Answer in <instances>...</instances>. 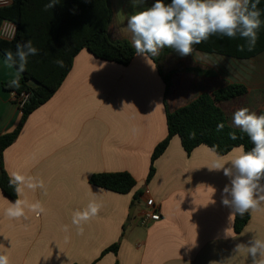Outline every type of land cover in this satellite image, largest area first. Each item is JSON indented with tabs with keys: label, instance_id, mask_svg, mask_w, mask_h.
<instances>
[{
	"label": "crops",
	"instance_id": "crops-1",
	"mask_svg": "<svg viewBox=\"0 0 264 264\" xmlns=\"http://www.w3.org/2000/svg\"><path fill=\"white\" fill-rule=\"evenodd\" d=\"M154 2L133 8L130 0H109L110 38L133 45L127 19ZM102 10L107 12L106 4ZM100 12V0H60L53 9L43 10V35L50 42L58 37L62 46L74 50L99 28ZM152 60L154 70L138 55L122 66L80 49L62 86L29 116L3 153L9 177L19 173L43 182L42 188L25 187L18 193L17 200L25 201V215L18 219L6 214L15 201L0 191V254L8 255L9 264H252L245 252L234 249L254 235L264 239V204L249 211L247 226L235 233L231 209L221 203L230 179L209 169L219 155L206 146L188 155L174 136L155 162L156 174L149 183L147 176L154 149L168 136L167 108L175 111L209 94L228 125L239 130L233 123L236 110L247 107L257 115L264 111V51L239 59L198 50L181 56L171 49L166 55L160 50ZM159 69L164 75L173 73L167 106ZM16 78V68L0 56V136L21 121L15 93L2 87ZM236 154L232 150L223 157L230 160ZM119 172L136 179L130 194L89 183L94 174ZM139 192L143 209L130 219ZM148 197L159 205L160 221H142ZM90 202L99 205V212L82 223L81 234L72 217ZM37 203L44 212L32 210ZM228 228L236 239L226 237ZM121 236L118 253L101 256Z\"/></svg>",
	"mask_w": 264,
	"mask_h": 264
},
{
	"label": "trees",
	"instance_id": "trees-1",
	"mask_svg": "<svg viewBox=\"0 0 264 264\" xmlns=\"http://www.w3.org/2000/svg\"><path fill=\"white\" fill-rule=\"evenodd\" d=\"M155 1V0H154ZM169 2L170 0H165ZM106 4L107 12L103 13V5ZM101 22L99 28L94 30L81 41L74 50L68 49L60 44L59 38L50 42L43 35L42 17L43 1L34 0H12V4L6 8H0V25L3 21H12L18 26V33L15 40L6 42L0 40V56L5 58L8 51L15 54L17 43H24L31 40L33 45L39 49V53L28 58L26 70L19 74V86H11V82L2 85L3 89L15 94L28 93L29 99L22 109L21 121L12 132L0 136V191L7 195L11 200L17 201L18 193L16 185L10 183L11 177L4 169L3 153L11 147L23 131L29 116L41 106H44L55 95L62 86L65 78L71 71L73 60L80 51L86 48L95 58L129 66L136 56L134 46L129 41H113L108 34V26L112 21V11L109 6V0H100ZM262 12L261 19L264 21V0H260L258 5ZM245 44L244 40L228 39L213 35L209 39L199 44L193 45V50L203 51L208 54H221L232 58H251L264 51V24L258 30V40L253 50L249 51L247 47L243 51L239 50V45ZM171 52V48L161 49L162 55ZM63 62L59 66L56 61ZM159 74L166 85L164 94L165 105L166 98L172 88L173 73L163 74L160 69ZM34 81L35 86L30 82ZM239 94V93H237ZM264 114V111L261 112ZM166 123L168 127V136L160 142L152 154L150 163L148 183L153 180L156 174L155 162L158 161L167 151L171 139L178 136L184 151L190 155L195 148L206 146L223 157L228 155L233 149L244 146L246 151L253 147L248 135L242 130L232 128L227 123V116L223 109L216 105L209 94L199 95L188 105L170 111L167 108ZM223 123L222 131H217V125ZM229 133H235L236 139H231ZM194 134V135H193ZM136 179L129 172L119 173H98L94 174L89 183L95 187L106 189L117 194H130L136 186ZM142 192L135 195L132 208L139 200ZM250 220V214L246 212L243 216L236 215L234 218L235 233H241ZM120 245L114 244L106 249L101 256L108 253H118ZM78 264V263H76ZM115 264H120L116 262Z\"/></svg>",
	"mask_w": 264,
	"mask_h": 264
},
{
	"label": "clouds",
	"instance_id": "clouds-1",
	"mask_svg": "<svg viewBox=\"0 0 264 264\" xmlns=\"http://www.w3.org/2000/svg\"><path fill=\"white\" fill-rule=\"evenodd\" d=\"M60 0H48L44 11L53 9ZM147 0H130L133 8L146 4ZM260 0H155L150 7L131 14L126 23V30L132 34L135 53L142 56L145 62L155 69L152 57L160 54L163 48H171L181 56L190 55L193 45L199 44L209 37L216 35L221 38L241 39L245 44L239 45V50L245 47L253 50L258 40V30L264 24L262 12L258 5ZM9 38H15L14 31L8 33ZM39 49L31 40L17 43L15 54L8 51L4 63L8 67H15L17 78L11 81V86H19V74L26 70L28 58L37 55ZM59 66L63 62L57 60ZM233 123L246 133L253 144L250 151L243 145L233 149L235 156L230 160L218 156L210 170L222 171L230 179V184L224 186L221 203L231 209L229 221L238 214L257 211L264 204V114L257 115L247 107L236 110ZM223 123L217 125V131H222ZM134 131H137L134 129ZM194 135V134H193ZM231 139H236L235 133H229ZM10 183L16 185L17 193L25 187L35 189L43 187V182L37 184L33 178L19 173H12ZM215 189L213 188V193ZM230 197V198H229ZM214 203V201H211ZM25 201L17 200L7 210L10 218L18 219L25 215ZM32 210L42 213L44 208L39 204L32 205ZM99 212V205L90 202L83 211L77 210L72 217V223L82 234L83 222L89 221ZM226 237L229 228L225 230ZM235 252H245L251 258L252 264H264V239L257 236L247 244H237ZM0 264H9V257L0 254Z\"/></svg>",
	"mask_w": 264,
	"mask_h": 264
},
{
	"label": "built area",
	"instance_id": "built-area-1",
	"mask_svg": "<svg viewBox=\"0 0 264 264\" xmlns=\"http://www.w3.org/2000/svg\"><path fill=\"white\" fill-rule=\"evenodd\" d=\"M12 4V0H0V8H6L9 7ZM14 31L15 38H9L8 33H11ZM18 33V26L12 21L5 20L0 25V40L10 42L16 39ZM16 95V102L18 106L20 107V111L24 108L25 104L27 103L29 99L28 93H22L15 94ZM146 208L147 210H144L142 213V221L144 223L150 222H157L161 220V213L159 205L155 203L153 199L148 197L146 199Z\"/></svg>",
	"mask_w": 264,
	"mask_h": 264
},
{
	"label": "rangeland",
	"instance_id": "rangeland-1",
	"mask_svg": "<svg viewBox=\"0 0 264 264\" xmlns=\"http://www.w3.org/2000/svg\"><path fill=\"white\" fill-rule=\"evenodd\" d=\"M148 175H149V173H148ZM147 182H148V176H147ZM147 182H146V183H147ZM133 200H134V199H133ZM133 200H132V201H133ZM133 208H135V219H136L137 216H138V213L143 209V202L139 199V200L136 202V204L134 205ZM128 225H129V223L126 222L125 226L128 227ZM121 241H122V236L119 238V240H118V244H120Z\"/></svg>",
	"mask_w": 264,
	"mask_h": 264
},
{
	"label": "water",
	"instance_id": "water-1",
	"mask_svg": "<svg viewBox=\"0 0 264 264\" xmlns=\"http://www.w3.org/2000/svg\"><path fill=\"white\" fill-rule=\"evenodd\" d=\"M134 212H135V208H131V210H130V212H129V217H130V219L133 218Z\"/></svg>",
	"mask_w": 264,
	"mask_h": 264
}]
</instances>
